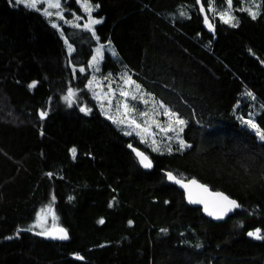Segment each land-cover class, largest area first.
Masks as SVG:
<instances>
[{
    "label": "trees",
    "instance_id": "obj_1",
    "mask_svg": "<svg viewBox=\"0 0 264 264\" xmlns=\"http://www.w3.org/2000/svg\"><path fill=\"white\" fill-rule=\"evenodd\" d=\"M88 2L101 22L65 26L69 53L43 13L0 0V264H264V139L245 122L264 134V0L256 12L251 0ZM201 7L235 22L217 16L210 31ZM97 44L117 52L103 73L126 69L185 120V150L154 152L104 116L81 70ZM168 171L239 209L208 219ZM49 206L67 242L30 230ZM257 229L261 239L248 236Z\"/></svg>",
    "mask_w": 264,
    "mask_h": 264
},
{
    "label": "rangeland",
    "instance_id": "obj_2",
    "mask_svg": "<svg viewBox=\"0 0 264 264\" xmlns=\"http://www.w3.org/2000/svg\"><path fill=\"white\" fill-rule=\"evenodd\" d=\"M76 1L81 7L83 14H79L72 7L64 6V0H59V8H48L47 0H39L36 8L27 7L40 11L52 25H56L55 28L66 41L69 53L73 52V47L69 44L63 28L66 26L71 29H84L92 33L94 26L97 24H93L92 20H99L96 19L93 14L97 8L95 5H91L87 0V3L92 9L91 12H89L84 7L85 0ZM251 1L252 3L245 7L250 12H256L258 10L257 2L256 0ZM21 5L25 6L24 3H21ZM45 9L47 12L51 13V15H45ZM201 11L205 17L206 27L210 31H213L214 19L217 16L221 18L223 13L220 14L213 9L211 13L212 16L209 17L204 13L202 7ZM66 12L71 14L70 18H67L65 15ZM224 13H228V16L224 17V19L228 20L227 23L234 24L235 18L233 14L231 12ZM224 19L222 20L224 21ZM86 25L88 27H86ZM106 52L111 56H115V58L117 57V52L112 45L97 44L94 47L93 55L87 67L81 69L82 72L88 71L89 79L86 87L91 93V98L95 101L104 116L124 135L138 137L145 146L149 147L154 152L171 153L185 150L189 146L183 139V130L186 122L183 125L175 123L177 118L183 121L185 120L179 117L178 114L173 112L169 107L156 100L153 95L143 89L141 85L133 81L131 74L126 69L123 68L116 73L110 71L103 73L102 64ZM166 110L174 115L169 116ZM245 122L251 129L259 132L257 127L253 128L250 126V123H248L251 122V124H255L253 116H250ZM169 128L171 130L165 131V129ZM181 140L186 145L182 149L180 144ZM58 227L60 226L55 209L49 206L37 212L29 228L34 232L44 234Z\"/></svg>",
    "mask_w": 264,
    "mask_h": 264
},
{
    "label": "water",
    "instance_id": "obj_3",
    "mask_svg": "<svg viewBox=\"0 0 264 264\" xmlns=\"http://www.w3.org/2000/svg\"><path fill=\"white\" fill-rule=\"evenodd\" d=\"M135 154L141 153L144 157H147L145 154H143L140 150L138 149H133ZM141 162V156L137 155ZM150 162V159L147 157V161ZM144 165L143 163H141ZM152 167V163H151ZM149 167V168H151ZM169 174H171L175 179L170 180L168 178ZM167 180L169 183L177 187L181 192L184 193L186 203L192 207H197L200 208L203 215H205L208 219L213 220L215 222H220L224 221L227 217L232 215L236 210L239 209L240 205L239 202L231 197H229L226 193L222 191H217V190H212L208 185L202 183L201 181L197 180L196 178H191L189 180H184L181 178H178L176 175H174L172 172H166ZM179 180L180 183H176L175 181ZM195 181L196 184H192L191 182ZM182 185H187L188 187H184ZM206 189V190H205ZM189 193H191L192 199L199 201L197 203H191L189 202ZM217 194H220V196H217ZM221 197H227L228 200L235 201L238 207H232L227 203L226 200H222ZM207 207V210H206ZM209 212L212 213V215H209ZM60 229H63L61 227L54 228L46 233L43 234V237L54 242H67L70 237L66 230L64 232L67 234V239H61L59 238L62 233L60 232ZM259 230V229H257ZM255 230V231H257ZM254 231V232H255ZM260 234V230H259ZM249 236V235H248ZM250 237V236H249ZM254 238V237H252ZM256 239V238H254ZM77 260H80L81 258L78 257L77 255H73Z\"/></svg>",
    "mask_w": 264,
    "mask_h": 264
},
{
    "label": "snow or ice",
    "instance_id": "obj_4",
    "mask_svg": "<svg viewBox=\"0 0 264 264\" xmlns=\"http://www.w3.org/2000/svg\"><path fill=\"white\" fill-rule=\"evenodd\" d=\"M38 2H39V0H15V3H16V4L24 3L26 7H30V8H36ZM228 3H229V5H231V0H228ZM47 7H48V8H59V7H60L59 0H47ZM84 7H85V9H86L87 11L91 12L92 9H91V6L87 3V0H85ZM96 7H99V6L97 5ZM44 14H45V15H51V13L47 12L46 9H45ZM250 15H252L253 19H255V15H256L255 13H250ZM226 16H228V13H223V14L221 15V18L224 19V17H226ZM100 22H101L100 20H92V23H93V24L100 23ZM224 22L227 23L228 20H227V19H224ZM53 27H56V25L54 24ZM86 27H88V26L86 25ZM210 27H211V26H210ZM129 82H130V81H129ZM31 86L34 87V84L31 85ZM126 107H127V106H126ZM81 111H85V109L82 108ZM166 112H167V110H166ZM167 114H168L169 116L174 115V114L171 113V112H167ZM45 115H46V113H43V112H42V113H41V118H43ZM175 123L178 124V125H183V124L185 123V121H183V120L177 118V119L175 120ZM248 123H250V126H251V127H253V128L256 127L255 124H251V122H248ZM168 130H171V129H170V128H169V129H165V131H168ZM181 130H182V129H181ZM126 134H128V133H126ZM258 134L261 135V138H262V139H264V134H260L259 132H258ZM180 144H181V149L184 148V147L186 146L182 140L180 141ZM71 151H72V155H73V157H75L76 150L73 148ZM137 155L141 156V163L144 164V167H146V168L151 167V163H150V162H146V161H147V157H144L141 153H137ZM168 178H169L170 180H174V179H175L171 174H169ZM175 182H176V183H180L179 180H176ZM191 183H192V184H196L195 181H192ZM182 186H184V187H188L187 185H182ZM205 190H206V189H205ZM217 196H220V194H217ZM221 199H222V200H226L227 203H228L229 205H231L232 207H238V205L236 204L235 201L228 200L227 197H221ZM189 202H191V203H197V202H199V201L193 200V199H192V196H191V193H189ZM206 210H207V207H206ZM209 215H212V213L209 212ZM100 223H103V221L101 220ZM60 232L62 233V235H61L59 238H61V239H67V234L64 232V230H63V229H60ZM248 235H249L250 237H254V238H256V239H261V238H262V237L260 236V234H259V230L255 231V232H249Z\"/></svg>",
    "mask_w": 264,
    "mask_h": 264
}]
</instances>
